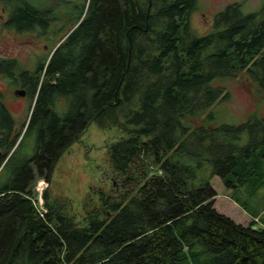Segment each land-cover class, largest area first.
<instances>
[{"label":"trees","instance_id":"trees-1","mask_svg":"<svg viewBox=\"0 0 264 264\" xmlns=\"http://www.w3.org/2000/svg\"><path fill=\"white\" fill-rule=\"evenodd\" d=\"M196 3L74 1L68 33L23 72L24 125L0 91V264H264V226L217 211L211 184L236 187L264 164V115L217 123L214 107L230 97L222 80L245 74L264 88V1L249 12L227 4L201 34L190 25ZM14 8L16 31L52 32L53 7ZM0 61L19 77L16 59ZM92 122L122 135L106 144L111 184L91 187L73 212L70 198L39 195L35 183L51 184Z\"/></svg>","mask_w":264,"mask_h":264},{"label":"rangeland","instance_id":"rangeland-1","mask_svg":"<svg viewBox=\"0 0 264 264\" xmlns=\"http://www.w3.org/2000/svg\"><path fill=\"white\" fill-rule=\"evenodd\" d=\"M10 4L1 0L0 8L14 6L15 0ZM36 6L53 7L54 22L51 24V33L40 35L36 32H17L12 28L3 27L0 23V58L11 57L16 59L17 66L27 71L34 70L43 59L48 56L58 39L63 37L68 21L62 22L65 14L70 12V6L77 0H29ZM264 0H197L196 10L190 16L191 28L197 33H205L211 27L214 13L223 9L227 4L240 2L245 12L257 10ZM0 13L2 11L0 9ZM6 12L3 15L6 17ZM58 21H55V20ZM62 26V29H58ZM54 29V31H53ZM56 44V45H55ZM16 73V72H15ZM16 76V75H15ZM244 78H243V77ZM230 92V97L223 104L214 105L215 122L239 124L247 120L248 116L264 115V88L252 82L245 74L232 79L222 80ZM17 85H12L3 79L0 74V90L4 93V102L17 121L18 127L24 125L29 115L31 100L29 96L14 94ZM64 106L63 101L57 103V108ZM24 126L21 130L22 136ZM122 135L115 127L100 128L97 123L89 124L87 130L79 141L71 144L69 149L60 157L51 175V184L42 179L36 180L35 190L52 189L57 198L68 197L72 200L73 212L81 210L82 204L88 196L89 189L95 186L108 187L111 184L109 164L107 161L106 144ZM18 139V140H19ZM27 150L30 149L31 139H27ZM238 155V154H237ZM256 166V176L248 178L247 182H235L236 187L227 188L221 178L214 176L211 184L216 191L214 207L235 222L247 225L251 219H259L264 226V164L251 163ZM1 181V180H0ZM116 185V181H113ZM43 188V189H42ZM41 198V197H40ZM38 197V201L42 199ZM258 223V222H257Z\"/></svg>","mask_w":264,"mask_h":264},{"label":"flooded vegetation","instance_id":"flooded-vegetation-1","mask_svg":"<svg viewBox=\"0 0 264 264\" xmlns=\"http://www.w3.org/2000/svg\"><path fill=\"white\" fill-rule=\"evenodd\" d=\"M7 3L10 4L9 1H5L4 0V3ZM0 4H1V0H0ZM1 11H2V14L0 13V23H2L3 27L5 28H12L10 26V21L12 19V14L14 13V6H10V8H6V7H1L0 8ZM7 13L6 14V17L3 15V13ZM14 30V28H12ZM18 32V31H17ZM41 35V34H40ZM1 60H8V59H14V58H11V57H4V58H0ZM1 62V61H0ZM14 70H18L20 72V75L19 77H16V76H13V77H9L7 76L6 74H3V73H0L1 76H3V79L6 80L8 83L12 84V85H17L19 86V88L17 89H22L25 91V96H28V91L30 90L31 86H32V82L30 80V78H28L23 72H27V70L25 69H21L19 68L17 65L16 67H14ZM16 90V89H15ZM13 90V91H15ZM1 91V90H0ZM2 92V91H1ZM3 93V92H2ZM4 94V93H3Z\"/></svg>","mask_w":264,"mask_h":264},{"label":"water","instance_id":"water-1","mask_svg":"<svg viewBox=\"0 0 264 264\" xmlns=\"http://www.w3.org/2000/svg\"><path fill=\"white\" fill-rule=\"evenodd\" d=\"M14 94L17 95V96H24L25 95V91L22 90V89H16L14 91Z\"/></svg>","mask_w":264,"mask_h":264},{"label":"built area","instance_id":"built-area-1","mask_svg":"<svg viewBox=\"0 0 264 264\" xmlns=\"http://www.w3.org/2000/svg\"><path fill=\"white\" fill-rule=\"evenodd\" d=\"M43 183V181H41V182H38V188H37V191L39 192V195L41 194V192H42V190H40L39 188V185H41ZM43 189V188H42ZM39 198H40V196H39ZM41 199V198H40ZM42 202H39V204H41Z\"/></svg>","mask_w":264,"mask_h":264}]
</instances>
